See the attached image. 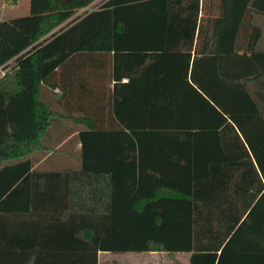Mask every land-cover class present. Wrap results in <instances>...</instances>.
I'll return each mask as SVG.
<instances>
[{
  "label": "trees",
  "instance_id": "1",
  "mask_svg": "<svg viewBox=\"0 0 264 264\" xmlns=\"http://www.w3.org/2000/svg\"><path fill=\"white\" fill-rule=\"evenodd\" d=\"M96 1L31 0L0 21V264H264V54L221 53L264 0ZM107 55L108 95L43 100ZM64 121L81 129L80 169L35 168L63 151Z\"/></svg>",
  "mask_w": 264,
  "mask_h": 264
},
{
  "label": "crops",
  "instance_id": "2",
  "mask_svg": "<svg viewBox=\"0 0 264 264\" xmlns=\"http://www.w3.org/2000/svg\"><path fill=\"white\" fill-rule=\"evenodd\" d=\"M16 1V0H15ZM15 1H12L14 3ZM107 0H97L94 2L88 9H93L99 7L101 4L105 3ZM17 2V1H16ZM87 9V10H88ZM0 16V21L4 20ZM240 22V23H239ZM226 42L228 43V51L224 50L221 53H230V54H242L243 49L239 50L238 45L245 46V52L250 56L253 51L260 52L264 54V14H256L255 12H246L242 17H236L233 21L231 20L229 31L225 34ZM206 38L205 36L201 39L200 44L195 46V49L200 50V53H206L204 48L206 47ZM264 62V59H263ZM84 73L79 75L81 71L75 72V74L68 78L67 86L64 88H57L54 91H49L46 88L42 89V98L43 100L46 97H49L50 103L53 105V102L56 103L61 99L65 94L66 98L72 95H79L80 97L86 95L85 98L88 99L97 94L103 93L107 94L112 91L115 80L113 77V62L112 56H98L95 58H87L85 60ZM128 82L127 79H124V83ZM261 87L259 88L260 94L264 96V78L261 81ZM66 92V93H65ZM108 92V93H107ZM256 93L258 91L256 90ZM90 99V98H89ZM45 101V100H44ZM64 127L71 128L72 134H69L65 137L63 144H67L69 140L74 139L78 136V132L81 130L78 127L72 128V123L64 121ZM70 126V127H69ZM64 130V129H63ZM67 130V129H65ZM64 130V131H65ZM50 144V143H49ZM77 153L81 149V144L79 142L75 143ZM62 146V144H60ZM56 155L53 153L42 155H35L34 159L35 168L42 171L50 170H65L69 167L73 170H79L81 167L79 157L69 153L65 158H56ZM157 254V253H155ZM153 255V253H101L99 256L100 264H142L143 256ZM175 256H186L188 254H176ZM102 260V262H101ZM189 264V263H188Z\"/></svg>",
  "mask_w": 264,
  "mask_h": 264
},
{
  "label": "rangeland",
  "instance_id": "3",
  "mask_svg": "<svg viewBox=\"0 0 264 264\" xmlns=\"http://www.w3.org/2000/svg\"><path fill=\"white\" fill-rule=\"evenodd\" d=\"M12 1L15 0H0V16H3L2 18L4 20H11V19H17V18H23L30 15V3L31 0H16L17 2L12 3ZM84 10L80 11L77 16L82 15ZM12 65H10L9 71H7L6 74L10 73ZM2 77V76H0ZM47 100H49V97H46ZM46 99H44L46 101ZM47 103H52V101H46ZM52 109L59 110L57 107L58 104L53 102ZM56 110V111H57ZM55 122V118L53 119V123ZM54 127V126H53ZM70 142V144H69ZM69 142L65 145L60 146V150H63L59 153H55V157L65 158L68 156L69 153L72 151H76L74 139L69 140ZM76 142V140H75ZM38 155V154H37ZM71 168V167H69ZM73 169V168H71ZM102 262V260H101ZM142 264H188V257L186 256H175L174 258H169L166 254H155L153 255H147L143 256V260L141 262ZM103 264V263H102Z\"/></svg>",
  "mask_w": 264,
  "mask_h": 264
},
{
  "label": "built area",
  "instance_id": "4",
  "mask_svg": "<svg viewBox=\"0 0 264 264\" xmlns=\"http://www.w3.org/2000/svg\"><path fill=\"white\" fill-rule=\"evenodd\" d=\"M10 65H11V62L0 67V76L3 77L6 75L7 71H9V69H10Z\"/></svg>",
  "mask_w": 264,
  "mask_h": 264
},
{
  "label": "water",
  "instance_id": "5",
  "mask_svg": "<svg viewBox=\"0 0 264 264\" xmlns=\"http://www.w3.org/2000/svg\"><path fill=\"white\" fill-rule=\"evenodd\" d=\"M72 0H60L62 5H67L68 3H70Z\"/></svg>",
  "mask_w": 264,
  "mask_h": 264
}]
</instances>
